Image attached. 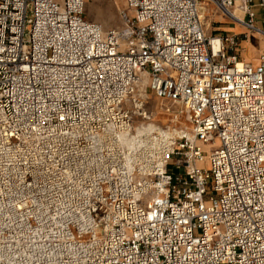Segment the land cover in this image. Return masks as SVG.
<instances>
[{
	"label": "built area",
	"instance_id": "2783aa9c",
	"mask_svg": "<svg viewBox=\"0 0 264 264\" xmlns=\"http://www.w3.org/2000/svg\"><path fill=\"white\" fill-rule=\"evenodd\" d=\"M127 4L0 0V264H264V52L201 21L264 0Z\"/></svg>",
	"mask_w": 264,
	"mask_h": 264
},
{
	"label": "rangeland",
	"instance_id": "374dc122",
	"mask_svg": "<svg viewBox=\"0 0 264 264\" xmlns=\"http://www.w3.org/2000/svg\"><path fill=\"white\" fill-rule=\"evenodd\" d=\"M127 10V14L130 18H134V12L129 9L127 0H83L82 16L88 21L99 23L103 29H119L124 26V22L121 17V11ZM256 22L262 31H264V12L259 8H254ZM207 18L210 19L209 28L206 27L204 19H202V25L207 34L219 35L226 33H234L238 35L239 41L237 44V54L239 58L245 61L255 62L258 61L261 52H264V34H258L249 29L243 28L231 17L224 15V13L215 11L213 7H207ZM212 13V14H211ZM216 13V14H215ZM220 14L224 17L219 19ZM162 102L155 95H150L148 109L155 112L156 115L153 121L159 123L163 117L160 111ZM161 115H160V114ZM142 120L135 117L134 122L138 123ZM217 144V141H216ZM211 145H203V150H210ZM201 166L209 167V162L200 163ZM168 170L172 173H178L183 169L178 170L174 166H169Z\"/></svg>",
	"mask_w": 264,
	"mask_h": 264
},
{
	"label": "bare ground",
	"instance_id": "6f19581e",
	"mask_svg": "<svg viewBox=\"0 0 264 264\" xmlns=\"http://www.w3.org/2000/svg\"><path fill=\"white\" fill-rule=\"evenodd\" d=\"M206 11H207V7H204V8H203V11H202V13H201V18L204 19V23H205L206 27L209 28L210 19L207 18L209 14H207ZM211 14H212V13H211ZM215 14H216V13H215ZM233 14H235V15L238 16V17H240V16L242 15V13H241L237 8L233 10ZM218 18H219V19H223L224 17L220 14V16H218ZM238 24H239V23H238ZM239 25H240V24H239ZM240 26H242V25H240ZM242 27H243V26H242ZM243 28H245V27H243ZM256 33H258V34H264V32H262V31H259V32H256ZM248 62H250V61H248ZM256 62H257V60H256L255 62H251V63L254 64V63H256ZM146 82H147L146 75H145L144 73H140V78H139V83H140V84H139V86H140V89H141V90L144 89V86H145ZM159 114H160V113H159ZM160 115H161V114H160Z\"/></svg>",
	"mask_w": 264,
	"mask_h": 264
}]
</instances>
